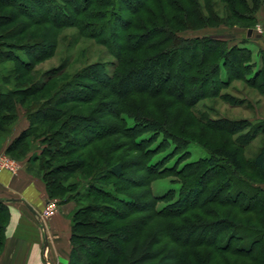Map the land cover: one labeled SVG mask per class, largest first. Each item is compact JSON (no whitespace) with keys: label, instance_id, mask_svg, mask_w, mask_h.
I'll list each match as a JSON object with an SVG mask.
<instances>
[{"label":"trees","instance_id":"obj_1","mask_svg":"<svg viewBox=\"0 0 264 264\" xmlns=\"http://www.w3.org/2000/svg\"><path fill=\"white\" fill-rule=\"evenodd\" d=\"M131 3L134 4V8ZM222 3L226 4L223 7V14L217 13L214 6L222 5ZM251 3L250 8L246 0H0V6L14 10L15 15L18 13L19 17L31 23V25L23 26L24 30L21 32V26H19L17 32L19 34L15 33L17 36L33 26H49V29L44 32V37L36 38L37 41L35 40L33 45L31 44L35 39L33 35L26 40L27 44H30L22 48L0 43V65L4 67L6 62L14 61L19 66L7 70L5 75L0 72V138L8 137L19 119V109L23 108L30 126L11 144H8L5 153L14 160H25L33 150L35 145L33 143L40 142L44 145L42 154L31 159L32 163L40 162L39 167L29 164L27 170L42 179L50 198L66 200V203L74 201L78 204V210L71 217L72 250L69 264H167L170 262L174 264H264V222L261 223L259 230L256 228L243 230L237 224L238 222L234 221V232L226 240V245H222L225 250L219 247L218 253L214 255L212 253L203 255L202 253L205 252L199 249L191 254L186 251L184 253L172 250L168 252L166 247L161 248L163 237L160 238V234L153 232L132 234L139 222L126 224L121 222L128 219L127 215L133 214L132 210L129 213H122L115 206L100 203L96 200L97 197L91 200L92 195H99L114 201L110 194L93 186L86 196L76 201L73 193L79 191L84 182H88L85 180V175L91 173V170L93 172L96 165L94 161L89 163L86 155L79 160L66 162H62L61 158L72 156L71 150L85 151L90 148L93 144L89 143L99 137L101 131L93 130L96 129L93 128L94 126H86V129L84 125L75 124V128L80 130L77 131L79 133L82 131V140L66 136L64 141H60L59 136L63 127L68 125L69 120L79 116L74 114L75 106H72L63 111L67 116V120L64 121L62 119L65 116L60 115L59 107L68 103H82L85 101V96H76L72 92H67L63 98H60L61 100L55 102V99L59 98L58 94H56L57 97L49 98L44 95L50 84L59 76L50 75L51 73L48 72L49 75L45 76L46 82L43 84L30 78L34 72V66L46 55V53L38 55L33 50L44 48L42 52H46L47 47L50 46L54 51L58 44L57 31L74 26L90 35L91 38L103 42L111 54L117 58L112 76L105 72V67L97 64L96 68L101 70L95 73L94 68H90L89 77L86 79L100 84L95 86L96 89L93 90L90 98L97 99L103 91H106L105 95L117 97L113 104L118 106V110L115 111H118L116 118L119 120L125 108V104L121 101L132 95L172 97L177 100H175L176 106L186 104L193 107L207 97V92L203 93L199 89L205 79L219 80L222 85L227 86L236 77L243 79L247 85L264 91V66L257 71L254 70L255 66L251 65V50L246 46L240 44L229 46V41L221 37L179 36L180 33L187 31L186 29H202L218 26L221 23L229 24L231 17L233 19L240 17L241 9L257 13L264 6V0H251ZM100 13L106 14L104 17H99ZM108 15L112 18L110 27L106 26ZM5 19L8 17H0V21ZM96 21H100L97 23L104 24V27L95 28ZM9 23L1 24L0 27H5ZM0 37L2 39V34ZM190 45L197 46V53L200 54L191 55L192 63L185 57L188 52L187 47ZM16 51L27 53L31 62L18 56ZM146 66H149V69ZM163 69L165 72L158 73ZM222 71L231 72L233 76L229 74L226 80H222ZM168 73L172 75L166 76ZM192 83L196 85V88L188 91L187 87ZM129 86L130 89L127 90ZM175 89H179L180 92L175 94ZM115 111L111 109V112ZM138 115L142 116L141 113ZM92 120L91 117L85 119L86 122ZM58 123H61L59 130H54L53 125ZM142 123L149 128L147 122L143 120ZM232 123L236 122L231 121ZM208 124L213 129H217L212 121ZM140 125L127 126L124 128L125 133L128 131L133 136L137 135L134 143L140 151L144 150L142 154L151 156L160 152L159 148H146L154 143L155 140L151 141L154 134L148 139L138 138L143 133L139 130ZM101 126L104 131L108 129L104 124ZM255 129L257 130V127ZM55 133H57L55 137L57 142L51 144L49 137ZM149 142L150 144H146ZM241 145L244 147L245 144ZM99 155L103 157L104 154L99 152ZM52 158L57 164H54L55 161L53 162ZM159 165L160 163L150 164L149 168ZM207 165L209 169L219 167L223 169L222 167L226 165L228 174L213 186L205 197L203 196L206 193L205 184L200 178L198 183L171 207L176 210L186 209L191 198L205 205L222 196L225 190L234 188L236 191H229L236 209L243 213H245L243 209L249 213H255L259 209L252 204L256 203L264 208V188L260 185L263 183L253 182L249 176L241 172L242 165L237 152L217 148L211 152ZM255 165L260 171L261 182H264V147L256 156ZM125 167L122 161H118L108 166L107 170L113 177L123 178ZM71 178L75 180L71 181ZM92 183L89 179L88 184ZM258 197L261 199L258 200ZM89 200L90 202H84ZM242 200H245L244 206H241ZM119 202L123 203L126 209H132L124 201ZM130 204L135 205L136 202ZM97 215L108 217L110 222L100 220ZM9 221L10 210L0 200V256L5 247L6 228ZM247 225L250 226L251 223ZM174 233L176 238L174 235H171V238L177 244L189 243V240L180 238L185 235L183 232L176 229ZM216 242L221 243L219 238ZM231 242L237 244L233 251L227 247ZM217 243L216 246L219 245ZM205 246V243H202L198 245V248L203 249ZM224 254H232V256L228 258Z\"/></svg>","mask_w":264,"mask_h":264},{"label":"rangeland","instance_id":"obj_2","mask_svg":"<svg viewBox=\"0 0 264 264\" xmlns=\"http://www.w3.org/2000/svg\"><path fill=\"white\" fill-rule=\"evenodd\" d=\"M246 1L251 8V0ZM128 4L130 5V2ZM131 5L133 8L135 7L134 4L131 3ZM225 5V3H222V5L214 6L215 11L223 14ZM17 14L15 15V11L12 9L0 6V17H8V19L1 20L0 25H6L10 22L9 25L0 27V34L3 36L0 39L1 44L16 45L18 48H22L30 44H27L26 40L31 35L35 36L32 45L37 41L36 38L44 37V32L49 29L48 25L26 28L27 31L17 36L19 26H21V32L24 30L23 26L26 24L31 25L28 21L26 22V19L19 17L20 15ZM104 15L100 13L99 17H104ZM239 16L235 19L231 17L228 21L229 24L221 23L218 26L202 29H186L187 31L180 33L179 36L185 38L221 37L229 41V46L234 44L244 45L251 50V65L255 66L254 70L257 71L264 66V6L257 13L241 9ZM108 18L110 21L108 19L106 26L110 27L112 18L111 16ZM94 26L95 28L98 26L103 28L104 24L99 25L97 23ZM249 30H253V35L250 38L247 35ZM57 32L58 44L54 51L51 50L50 46L47 47L46 52H42L44 48L33 50L38 55L45 53L46 55L43 56L45 58L42 61L34 66V72L30 78L43 84L46 82L45 76L48 72L51 73L50 75L59 76L50 84L44 95V97L49 98L51 96L57 97L56 94H58L59 98L55 99V102L61 100L60 98H63L67 92H72L76 96H85V101L82 103H68L59 107L61 114L58 113V115L65 116L62 119L64 121L67 120V116L63 111H66L69 107L75 106L74 114L77 117L79 116L69 120L68 125L63 127L59 136L60 141H64L66 136L82 140V131L79 133L77 131L79 128H75V124L84 125L85 127L94 126L93 128L96 129L91 127L93 130L101 131L100 136L89 143L93 144L90 148L85 151L69 149L70 152H73L72 156L61 158L62 162H66L68 160H79L83 155H86L87 161L89 163L94 161L96 165L93 172L91 170V173L85 175V180L89 182L90 179L93 183L84 182L79 191L73 193L76 201L86 196L93 186L110 194L114 201L102 198L99 195H92L91 200L97 197L96 200L100 203L115 206L122 213H129L132 210L133 214L131 216L127 215L128 219L121 222L123 224L139 222L132 234L137 232L139 234L142 232L145 234L151 232L160 234V238L163 237L161 248L166 247L168 252L172 250L184 253L186 251L191 254L199 249V251L205 252L202 253L203 255H207V253L214 255L218 253L219 247L225 250L222 245H226V240L234 232V221L238 222L237 224L243 230L249 228L261 229V223L264 222V208L256 203L252 204V206L259 209L255 213H249L245 209H243L245 213L239 211L233 204L234 200L231 199L230 191H236L234 188L225 190L222 196L205 205L201 202H195L191 198L186 209L176 210L171 206L185 196L188 190L198 183L200 178L205 184L206 193L203 194L205 197L213 186L227 176L226 165L222 167L223 169H220V167L209 169L207 165L211 152L217 148H226L229 151L237 152L242 165L241 172L249 176L253 182L263 183L260 185L264 188L260 171L255 165V158L264 147V91L251 87L243 79H237L236 77L227 86L222 85L219 80L205 79L200 84L199 89L203 93L207 92V97L193 107L186 104L176 106L175 102L177 100L172 97L157 98L158 96L150 97L147 94L132 95L121 101L125 104V108L123 109L124 113L121 114V120H119L116 118L118 111H115L118 110V106L113 104L117 97L105 95L106 91H103L97 99L90 98L94 92L93 90L96 89L95 86L100 84L86 79L89 77L90 68H94V72L101 70L96 68L97 64L105 67V72L112 76L117 58L111 54V51L103 42L91 38L90 35L77 27L69 26ZM257 36L262 37L258 38ZM196 49L197 46L194 45L187 47L188 52L185 57L190 63H192L191 55L197 53ZM16 52L25 61L31 62L27 53ZM14 67H19L16 62H6L4 67L0 65V72L5 75L7 70ZM146 68L149 69V66H146ZM161 71L165 72L163 69L158 73ZM60 73L63 74L59 75ZM229 74L232 75L231 72L222 71V80H226ZM169 75L172 74H166V76ZM213 87H216V89H213ZM194 88H196V85L193 83L187 87L188 91ZM129 89L130 86L127 87V90ZM175 90V94L180 92L179 89ZM111 109L115 112H111ZM139 113L142 116L138 115ZM19 114V119L12 127L8 137L0 138V147L2 146L0 155L6 154L5 150L8 144H11L30 126L23 108L19 109ZM87 117H91L93 120L86 122ZM143 120L147 122L149 128L142 123ZM211 121L215 123L214 127L217 129H213L208 124ZM231 121L236 123L231 124ZM60 124L53 125V129L59 130ZM102 124L108 128L106 131L102 129ZM138 124H141L138 127L143 132L138 138L148 139L150 135L153 136L154 134L151 140H155L154 143L146 148H159L161 149L160 152L146 156L144 153L142 154L144 150L140 151L135 146L134 139H137V135L133 136L131 132L126 131L128 135L125 133L124 128ZM56 136L57 133L49 137L51 144H56ZM243 136L245 138H242ZM33 144L35 145L27 159L15 160L25 164V166L30 164L39 167L40 162L32 163L31 159L33 160L42 154L44 145L40 142ZM146 144H150V142ZM241 144H245L244 147ZM99 152H103V157L99 155ZM51 160L55 161L54 158ZM107 160L110 161L107 162ZM118 161H122L126 166L123 178L113 177L107 170L108 166H112ZM154 163H160V165L153 166L152 169L149 168V165ZM54 164H57V162L55 161ZM73 180L75 179L71 178V181ZM259 199L261 197H258ZM119 201H124L126 205L129 204L130 206H127L132 209H126L124 204ZM242 201L241 206H244L245 200ZM49 202H55L58 207L63 206L71 217L79 208L74 201L66 203V200L62 201L58 198L49 197ZM84 202H90V200ZM129 202H136V204L131 205ZM97 217L102 221L110 222L108 217L99 215ZM247 223H251L250 226L252 227L248 226ZM176 229L185 234L180 237L181 239L189 240V243H184L186 246L177 244L171 238ZM174 236L176 238V235ZM218 238L221 243L216 242ZM202 243H205L206 246L203 249L198 248V245ZM216 243L219 245L216 246ZM236 246L237 244L231 242L227 247H230L233 251ZM224 256L229 258L232 254H224Z\"/></svg>","mask_w":264,"mask_h":264},{"label":"crops","instance_id":"obj_3","mask_svg":"<svg viewBox=\"0 0 264 264\" xmlns=\"http://www.w3.org/2000/svg\"><path fill=\"white\" fill-rule=\"evenodd\" d=\"M18 163L16 173L0 170V200L10 210L0 264H69L70 213L60 205L52 215L43 217L49 203L46 185L27 165Z\"/></svg>","mask_w":264,"mask_h":264},{"label":"built area","instance_id":"obj_4","mask_svg":"<svg viewBox=\"0 0 264 264\" xmlns=\"http://www.w3.org/2000/svg\"><path fill=\"white\" fill-rule=\"evenodd\" d=\"M19 169V163L9 157L6 154L0 155V170H8L12 173H16ZM57 209V204L55 202H49L44 211L42 212L43 217H48L52 215Z\"/></svg>","mask_w":264,"mask_h":264},{"label":"water","instance_id":"obj_5","mask_svg":"<svg viewBox=\"0 0 264 264\" xmlns=\"http://www.w3.org/2000/svg\"><path fill=\"white\" fill-rule=\"evenodd\" d=\"M252 35H253V30H249L248 31V37L250 38V37H252Z\"/></svg>","mask_w":264,"mask_h":264}]
</instances>
